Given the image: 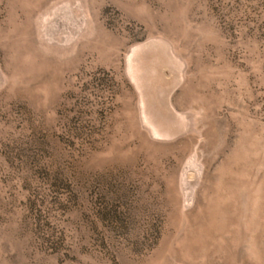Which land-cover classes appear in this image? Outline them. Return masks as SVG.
Listing matches in <instances>:
<instances>
[{"label":"rangeland","instance_id":"374dc122","mask_svg":"<svg viewBox=\"0 0 264 264\" xmlns=\"http://www.w3.org/2000/svg\"><path fill=\"white\" fill-rule=\"evenodd\" d=\"M0 264H264V0H0Z\"/></svg>","mask_w":264,"mask_h":264}]
</instances>
